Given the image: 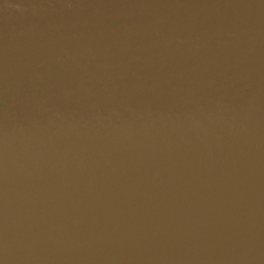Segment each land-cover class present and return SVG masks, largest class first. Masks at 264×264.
<instances>
[{"label":"water","instance_id":"1","mask_svg":"<svg viewBox=\"0 0 264 264\" xmlns=\"http://www.w3.org/2000/svg\"><path fill=\"white\" fill-rule=\"evenodd\" d=\"M0 264H264V0H0Z\"/></svg>","mask_w":264,"mask_h":264}]
</instances>
